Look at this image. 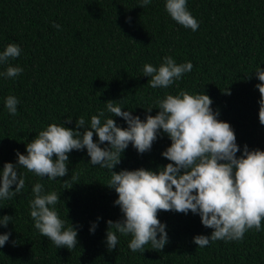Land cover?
I'll use <instances>...</instances> for the list:
<instances>
[{"label": "trees", "instance_id": "obj_1", "mask_svg": "<svg viewBox=\"0 0 264 264\" xmlns=\"http://www.w3.org/2000/svg\"><path fill=\"white\" fill-rule=\"evenodd\" d=\"M165 3L152 0L140 8V0H0V53L12 43L22 50L17 59L0 65V73L9 65L23 69L16 78L0 76V171L5 163L15 164L16 153L26 154V144L53 123L71 118L73 123L64 126L76 130L75 120L83 117L90 126L91 117L101 111L112 117L105 103L122 99L124 111L144 120L149 107L154 109L151 115L157 114V100L182 90L212 99L218 119L235 131L238 156L245 145L264 151L255 87L261 82L254 74L264 68V0H188V10L199 22L195 32L177 24ZM169 55L178 64L190 61L194 67L170 88L152 89L143 66L159 67ZM9 95L19 100L16 116L5 107ZM114 119L127 128L122 118ZM170 145L163 133L144 154L129 145L114 171H159L170 163L162 156ZM89 161L86 149L73 150L66 162L68 175L56 181L18 169L24 189L0 200V219L13 216L7 228L0 226V234L11 233L0 248V264H264V222L260 232L249 230L243 240L199 248L194 237L211 236L213 229L191 212L158 214L169 237L163 251L148 244L143 252H132V237L117 233L119 243L110 252L107 221L122 219L114 205L118 195L106 187L110 171ZM37 182L45 194L61 197L55 209L65 227L72 223L78 231L76 248H57L35 229L30 201ZM93 223H98L94 234Z\"/></svg>", "mask_w": 264, "mask_h": 264}, {"label": "clouds", "instance_id": "obj_2", "mask_svg": "<svg viewBox=\"0 0 264 264\" xmlns=\"http://www.w3.org/2000/svg\"><path fill=\"white\" fill-rule=\"evenodd\" d=\"M151 3L152 0H140L139 7L146 8ZM187 4L188 0H166L165 10L177 24L195 32L199 22ZM53 27L59 29L60 25L53 24ZM21 51L15 43L7 45L0 53V65L17 59ZM193 67L190 61L178 64L169 55L163 58L159 67L145 64L143 77L149 78L147 86L152 89H168ZM22 72L21 67L9 65L0 76L16 78ZM254 74L261 82L255 87L260 93L259 122L264 125V68H258ZM227 94L230 95V91ZM122 100L105 103L112 117L106 118L101 111L91 117L90 126L86 127L85 119L80 117L75 120L76 130H73L64 126L73 123L67 118L61 125L53 123L40 131L26 144V154L17 152L15 164L3 165L0 200H10L24 189L25 179L18 169L56 181L68 175L69 154L73 150L86 149L92 166L110 171L106 187L118 195L114 205L120 208L122 219L107 221L106 245L110 252L119 243L117 233L132 237L128 244L132 252H143L148 244L163 251L169 237L166 225L158 219L160 212L199 215L202 225L213 229L211 236L194 237L193 242L199 248L215 241H240L249 230H262L264 151L249 150L245 145L238 156L241 148L235 131L230 123L218 119L219 112L213 111V101L207 94H190L187 90L179 91L177 95L166 93L165 98L157 100V114L151 115L154 109L149 107L145 110L144 120L134 116L132 111H124ZM18 104L19 100L13 95L5 100V107L12 116L18 114ZM114 117L122 118L127 128L118 126ZM101 118H104L103 122ZM161 133L171 141L170 147L162 153L170 163L159 171L144 168L114 171L129 145L144 154L152 149ZM94 135L98 137V143L94 142ZM32 192L30 216L35 229L57 248L69 251L76 248L78 231L72 223L65 227L66 221L55 209L61 197L56 192L45 194L44 185L39 182L34 184ZM12 218L3 216L0 226L7 228ZM97 227L98 223L92 224V234ZM10 236L11 233L0 234V248L6 245ZM15 243L13 241V245Z\"/></svg>", "mask_w": 264, "mask_h": 264}]
</instances>
